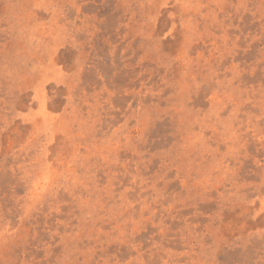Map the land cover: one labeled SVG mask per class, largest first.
I'll list each match as a JSON object with an SVG mask.
<instances>
[{"label":"rangeland","instance_id":"rangeland-1","mask_svg":"<svg viewBox=\"0 0 264 264\" xmlns=\"http://www.w3.org/2000/svg\"><path fill=\"white\" fill-rule=\"evenodd\" d=\"M0 264H264V0H0Z\"/></svg>","mask_w":264,"mask_h":264}]
</instances>
